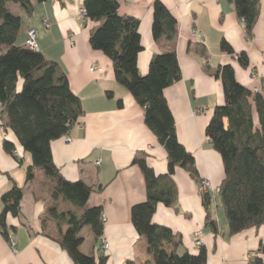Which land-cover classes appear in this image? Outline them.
<instances>
[{"label": "crops", "instance_id": "1", "mask_svg": "<svg viewBox=\"0 0 264 264\" xmlns=\"http://www.w3.org/2000/svg\"><path fill=\"white\" fill-rule=\"evenodd\" d=\"M84 1L46 0L35 4L31 16L20 5L9 4L23 21L17 43L24 46L28 29L34 28L39 50L47 59L60 64L68 74L72 90L82 101L84 114L66 135L52 143L54 161L64 177L103 187L101 192L92 193L87 203L88 207H103L107 218L103 234L97 238L90 226L83 228L81 251L96 257L105 254L107 264H124L127 260L153 264L147 241L132 220L133 206L147 198L145 176L133 160L145 157L157 175H164L168 171V154L146 125L143 107L117 82L112 60L92 48L91 32L101 22L85 18ZM154 1L119 0L120 13L135 16L141 22L143 50L138 66L142 74L148 72L155 54L171 46L170 42L164 39L157 42L153 37ZM161 1L178 21L175 49L182 71L181 80L169 86L165 96L175 118L179 141L195 157L198 177L178 166L172 177L177 187L176 200L170 206L159 204L153 221L179 235L182 249L192 254L200 251L195 233L201 230L207 264H249L264 240V224L231 234L225 211L217 206L218 195L213 192L207 210L200 181L209 179L213 187H218L225 177L223 158L206 135L214 108L225 103L222 81L214 76V71L231 64L242 85L264 96V0H260L259 16L250 39L231 0ZM223 40L233 47L234 54L221 49ZM4 50L1 47L0 54ZM242 52L249 57L248 67L238 60L237 55ZM92 65L102 67L103 71H91ZM253 118L258 126L255 109ZM5 140L14 144L19 157L5 149ZM31 163V155L24 151L15 133L6 126V118L0 115V213L2 195L14 183L24 187L21 214L7 217V224L15 227L9 233L17 251L0 229V264H73L67 251L55 240L60 235L56 221L48 220L46 228L42 224L51 206L63 207L66 202L52 198L46 184L50 181L48 176L42 179L35 176L27 182L26 168ZM208 213L217 220L218 233L207 223ZM104 242L109 243L106 250Z\"/></svg>", "mask_w": 264, "mask_h": 264}, {"label": "trees", "instance_id": "2", "mask_svg": "<svg viewBox=\"0 0 264 264\" xmlns=\"http://www.w3.org/2000/svg\"><path fill=\"white\" fill-rule=\"evenodd\" d=\"M45 1L0 0V48L5 47L0 54V115L6 118V126L15 133L24 151L31 155L32 163L26 168L27 182L35 179L36 169L42 170L50 178L46 184L52 198L62 199L68 205L67 208L51 206L47 217L42 219L43 227L46 228L50 219L56 221L60 235L55 240L67 251L73 264H107L105 254L96 257L81 251L83 228L90 226L97 238L103 234V207L87 206L91 194L101 192L103 187L95 188L82 180L67 179L52 153V143L66 135L84 114L81 98L72 90L68 74L58 62L47 59L39 49L17 43L23 21L9 4L20 5L26 15L31 16L35 4ZM231 1L245 23L248 38H252L260 0ZM83 9L85 18L101 22L91 32L92 48L112 60L117 82L143 107L146 125L168 154V171L164 175H157L145 157L133 160L145 176L147 198L133 206L132 220L147 241L152 263L207 264L208 254L204 247L198 254L183 250L179 235L153 221L159 204L170 206L176 200L177 187L172 177L178 166L189 170L194 178L198 177L195 157L179 141L175 118L165 96V90L182 78L175 49L178 21L161 0L154 1L153 37L157 42L164 39L171 46L155 54L148 72L142 74L138 66L143 50L140 20L121 14L119 0H85ZM221 49L235 53L226 40L221 42ZM237 56L243 67L249 66L247 53ZM213 74L222 81L225 103L214 108L206 135L223 158L225 177L217 194V206L224 209L230 233L235 234L264 224V96L242 85L231 64L219 66ZM119 106H122L121 100ZM254 109L259 117L258 126L253 118ZM4 147L15 155L13 143L5 140ZM23 196L24 187L14 183L1 197L0 229L7 240L10 230L15 228L7 224V217L21 214ZM203 199L209 211L211 194L203 193ZM207 223L215 233L219 232L218 222L210 213ZM46 234L52 237L50 232ZM124 264L137 263L127 260ZM249 264H264V240Z\"/></svg>", "mask_w": 264, "mask_h": 264}, {"label": "built area", "instance_id": "3", "mask_svg": "<svg viewBox=\"0 0 264 264\" xmlns=\"http://www.w3.org/2000/svg\"><path fill=\"white\" fill-rule=\"evenodd\" d=\"M82 12L84 14V9H82ZM46 22V21H45ZM195 33V32H194ZM26 46H28L31 49H35L38 50L39 49V45H38V41H37V31L34 28H29L27 31V39H26ZM91 71H99L102 72L103 68L99 67L97 65H92L91 66ZM15 156L19 157V153L17 151H15ZM98 164L100 163V160L97 162ZM220 187L221 185H219L218 187H213V185L211 184L209 179H203L202 181H200V189L203 193H210L213 192L214 194H218L220 191ZM102 222L103 224H105L107 222V218L105 214H102ZM202 231L198 230L195 233V243L198 247H202L203 245V240H202ZM9 244L11 246V248L16 252V242L10 237V239L8 240ZM103 248L104 250L109 248V243L104 242L103 243Z\"/></svg>", "mask_w": 264, "mask_h": 264}, {"label": "rangeland", "instance_id": "4", "mask_svg": "<svg viewBox=\"0 0 264 264\" xmlns=\"http://www.w3.org/2000/svg\"><path fill=\"white\" fill-rule=\"evenodd\" d=\"M46 21V20H45ZM44 172L40 169H36V178L37 179H42V177L44 176ZM61 205H62V202H61ZM63 207L62 208H66V203H63L62 205Z\"/></svg>", "mask_w": 264, "mask_h": 264}]
</instances>
